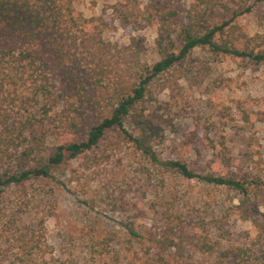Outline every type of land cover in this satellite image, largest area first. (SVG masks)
<instances>
[{"label": "trees", "instance_id": "16d2710c", "mask_svg": "<svg viewBox=\"0 0 264 264\" xmlns=\"http://www.w3.org/2000/svg\"><path fill=\"white\" fill-rule=\"evenodd\" d=\"M189 3L112 0L86 17L72 0H0V264H264V179L233 169L196 171L187 159L156 151L172 102L154 89L173 91L193 68L189 78L200 84L207 66L192 58L195 49L264 64L262 20L253 35L235 21L252 9L245 0ZM112 20L153 28L157 59L142 60L139 38L111 41L105 33ZM125 146L147 161L142 168L161 174L160 186L175 174L230 188L238 203L210 219L167 206L164 227L127 224L121 231L87 219L80 233L66 230L64 242L49 248L38 225L55 213L57 193L71 180L67 166L75 161L74 175L94 178L113 170L106 166ZM220 158L230 165L231 157ZM119 198L127 209L129 201ZM231 214L251 227L235 240L219 224Z\"/></svg>", "mask_w": 264, "mask_h": 264}, {"label": "rangeland", "instance_id": "374dc122", "mask_svg": "<svg viewBox=\"0 0 264 264\" xmlns=\"http://www.w3.org/2000/svg\"><path fill=\"white\" fill-rule=\"evenodd\" d=\"M72 1L74 9L86 17L100 15L105 3L112 2ZM191 1L182 0L186 6ZM245 1V6L250 5L252 9L239 14L235 21L253 35L262 31L259 24L260 20L264 23L260 18L264 1ZM112 23L114 27L105 33L111 41L125 45L131 38H139L143 44L142 60L157 59L153 28L143 22L131 26L120 25L116 20ZM192 58L207 66L200 84L189 78L195 71L193 68L178 78V86L173 91L166 88L158 92L157 86L154 89L159 100L172 102L167 121L162 124L163 139L156 146V151L163 158L187 159L196 171L233 169L238 174L248 171L264 179V64L255 66L235 56L215 59L202 48L195 49ZM243 111L249 113V121ZM212 143L215 145L213 148ZM220 155L231 157L229 166L222 164L225 160ZM143 164L149 166L139 153H132L127 146L111 156L106 167L112 171L94 175V178L74 175L72 170L78 165L71 162L65 171L67 179L71 180L57 193L54 215L47 216L38 225L49 248L58 245L59 241L64 242L62 233L66 230L80 233L87 219L94 224L115 225L121 231L127 224L136 229L164 227L162 212L167 206L172 211L179 208L191 216L201 215L198 213L201 211L210 219L219 216L231 204L238 203L240 195L230 188L175 174L166 175V184L160 186L156 175L161 174L151 166L150 172L145 170L141 166ZM120 196L129 201L127 209L118 204ZM260 210L263 211L264 207ZM219 224L226 225L234 240L239 231L251 228L248 222H240L235 214ZM52 250L57 255L62 249L59 251L57 246Z\"/></svg>", "mask_w": 264, "mask_h": 264}]
</instances>
